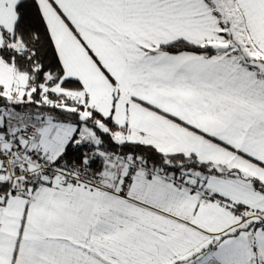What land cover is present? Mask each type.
Wrapping results in <instances>:
<instances>
[{
	"label": "snow or ice",
	"instance_id": "obj_1",
	"mask_svg": "<svg viewBox=\"0 0 264 264\" xmlns=\"http://www.w3.org/2000/svg\"><path fill=\"white\" fill-rule=\"evenodd\" d=\"M0 264H264V0H0Z\"/></svg>",
	"mask_w": 264,
	"mask_h": 264
}]
</instances>
